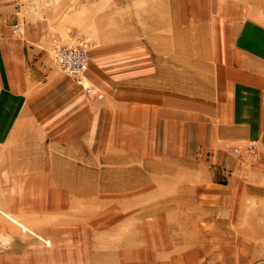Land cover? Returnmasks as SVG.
<instances>
[{
    "label": "rangeland",
    "instance_id": "1",
    "mask_svg": "<svg viewBox=\"0 0 264 264\" xmlns=\"http://www.w3.org/2000/svg\"><path fill=\"white\" fill-rule=\"evenodd\" d=\"M9 6L14 28L41 38L40 58L87 94L85 73L75 80L56 66L57 48L84 50L86 66L106 57L124 68L143 62L149 71L153 60H167L168 44L177 60L196 54L201 25L228 20L264 30V0H10ZM226 9L234 19L223 18ZM83 136L81 160L63 164V180L50 176L56 164L47 163L15 170L6 181L0 264H264V236L235 218L248 217V207L262 206L263 198L235 195V178L226 179L231 170L228 176L213 170L210 178L201 162L94 164ZM243 148L230 153L253 156Z\"/></svg>",
    "mask_w": 264,
    "mask_h": 264
},
{
    "label": "crops",
    "instance_id": "2",
    "mask_svg": "<svg viewBox=\"0 0 264 264\" xmlns=\"http://www.w3.org/2000/svg\"><path fill=\"white\" fill-rule=\"evenodd\" d=\"M9 3L0 0V193L13 171L32 164L55 163L50 176L63 180V164L81 160L84 134L94 164L201 162L210 178L213 170H231L226 179L235 178V195L263 198L262 206L248 207L256 214L235 218L264 236V30L228 20L201 25L196 54L177 60L168 44L167 60H153L149 71L143 62L128 68L106 57L97 66L88 62L87 94L40 58L41 38L14 28ZM223 14L235 18L233 10ZM248 145L253 156L230 153Z\"/></svg>",
    "mask_w": 264,
    "mask_h": 264
},
{
    "label": "built area",
    "instance_id": "3",
    "mask_svg": "<svg viewBox=\"0 0 264 264\" xmlns=\"http://www.w3.org/2000/svg\"><path fill=\"white\" fill-rule=\"evenodd\" d=\"M55 63L65 75L80 80L86 69V52L80 48L61 46L55 52ZM234 152L241 154V149L235 148ZM242 152L254 155V147L245 146Z\"/></svg>",
    "mask_w": 264,
    "mask_h": 264
}]
</instances>
